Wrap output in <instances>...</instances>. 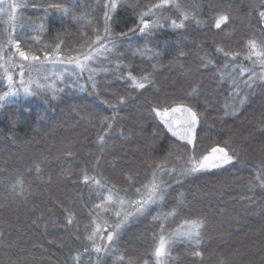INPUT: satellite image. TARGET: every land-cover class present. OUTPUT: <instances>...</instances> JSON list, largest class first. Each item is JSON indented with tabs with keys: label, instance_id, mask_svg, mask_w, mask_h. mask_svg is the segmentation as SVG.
I'll list each match as a JSON object with an SVG mask.
<instances>
[{
	"label": "trees",
	"instance_id": "trees-1",
	"mask_svg": "<svg viewBox=\"0 0 264 264\" xmlns=\"http://www.w3.org/2000/svg\"><path fill=\"white\" fill-rule=\"evenodd\" d=\"M125 1L115 13L112 28L116 33L138 23L134 5L160 3ZM253 2L258 5L260 0H172L164 15L178 22L188 15L185 29L165 27L153 34L137 31L120 38L117 50L123 57L118 71L151 74L154 87L135 89L130 81L101 74L97 77L101 81L100 98L90 90L64 85L55 93L19 96L2 105L0 264H73L74 256L90 249L88 236L99 215L95 206H103L108 189L114 186L110 193L131 196L136 187L149 183L154 165L177 167L182 162L187 151L184 142L173 137L158 117L153 118L150 105L172 104L191 91L190 85L199 86L202 94L198 107L206 117L204 130L197 129L196 154L227 140L239 160L226 170L174 184L162 204L151 206L120 230L109 253L101 254L100 264H157L154 249L161 230L165 227L175 232L185 220L198 216L207 219L206 243L196 249L202 253L203 264H264V189L257 187L254 167L264 160V81L234 96L230 81H218L214 70L196 71L200 58L222 62L217 48L240 52L234 63L242 66L250 40L264 47L260 43L264 40V21L250 6ZM50 3L64 4L82 19L61 16L49 8ZM104 3L31 0L27 14L38 26L43 24L42 35L32 40L37 54L44 56L48 49H54L58 35L65 41L61 45L65 51L68 44L79 51L75 42L82 32L92 37L94 26L102 30ZM194 14L202 21L200 25L191 20ZM220 14H228L230 19L217 29L215 18ZM156 52L160 55L155 56ZM181 52L186 55L180 56ZM248 76L244 73L241 79ZM113 94L132 99L107 129L99 118L112 115V110L101 100H114ZM243 97L247 99L237 114L225 117V107ZM153 132L159 136L153 137ZM149 144L157 149L169 144L175 147L165 161L164 152L154 151ZM85 176L89 177L87 182ZM89 208L96 215L90 216ZM173 209L176 214L165 219L163 214ZM69 213L72 224L67 223ZM157 215L160 218L154 221L152 217ZM192 247L185 242L174 243L168 264H200V257L189 255ZM85 256L81 264H91Z\"/></svg>",
	"mask_w": 264,
	"mask_h": 264
},
{
	"label": "snow or ice",
	"instance_id": "snow-or-ice-1",
	"mask_svg": "<svg viewBox=\"0 0 264 264\" xmlns=\"http://www.w3.org/2000/svg\"><path fill=\"white\" fill-rule=\"evenodd\" d=\"M172 0H160V3H154L151 5H134L137 10L138 23L134 27H129L127 31H121L116 33L113 31L112 24L115 22L114 17L118 8L122 5L123 0H107L102 5L104 9L103 26L102 30L100 27H93V36L89 37L87 33H81L80 37L76 40V45L79 49L78 55H72L73 52L77 51V47L68 44L67 51L61 47L65 44V41L58 35L55 42V56L52 55V50L44 53L48 60H57L61 64L74 65L77 71L69 73L74 79L69 84L64 79V74L61 73L59 80L64 83L65 87L72 88L79 86L81 90H90L93 95L100 98L101 81L97 79L101 74L105 78L109 74L114 76L116 79H124L130 81L135 89H147L149 86H155V81L152 79L151 74H141L139 76L134 75L131 70L125 75L124 72L118 71L122 66L123 53L118 52V44L120 38L128 37L129 33H136L139 31L141 34H153L157 30L170 27L173 30H181L186 28V21L189 19L188 15H184V19L179 22L176 19H170L164 15L163 10L170 5ZM27 5L13 3L10 5L13 14L20 7H26ZM259 15L260 19L264 21V0H260L257 5L253 2L250 5ZM49 8L55 12H59L61 16H69L72 19L80 20L81 17L73 15L69 8L61 3H50ZM230 19L228 14H220L215 18V27L219 29L222 24H225ZM191 20L196 24L200 25L201 20L197 19V15H192ZM43 27V24H41ZM115 37V39H114ZM22 37H10L8 43L15 46L16 53L24 60L38 61L39 56H29L25 51L21 50ZM68 39H71L69 35ZM261 45H264L262 40ZM27 46V42H25ZM256 41L250 40L248 44V53L243 56V59L251 60L253 67H242L238 63H234L237 58L241 56L240 52L226 51L223 48H217L216 52L223 58L222 62L217 61L215 58L204 59L200 58L199 64L196 67V71L214 70V74L218 77V81H230V88L234 96H239L241 91L245 88L254 89V86L258 81H264V47H261L259 51H256ZM3 51L0 46V52ZM139 51V50H137ZM155 56H159L160 53H154ZM180 56L186 55L181 52ZM253 55L257 59H253ZM176 59V58H174ZM259 65L260 71L255 70V66ZM24 65H21L23 68ZM66 71V70H65ZM245 72L250 75L247 79H241ZM23 71L21 76H23ZM7 79L9 82L13 80L12 75H8ZM84 80L83 84L79 81ZM40 87H47L41 85ZM191 87V91L186 93L183 97L178 98L172 102V104L157 103L156 105H150V112L154 114L153 118H159L162 123L179 141H183V147L187 149L186 153L183 154L182 162L177 167H171L167 163H159L154 165V171L151 173V179L149 183L143 185V187H136L135 193L139 197L136 200H125L117 196L115 204L119 205V209L114 211V215L117 217V221L111 225L104 222L103 228L97 226L93 229V232L88 236V240L92 243L91 251L97 254V264H100L101 254H108L110 251V245L114 244L116 239L119 237L120 230L133 218L144 215L151 206L160 205L170 194V190H174V184H180L183 180L189 177L213 174L216 171L226 170V166L233 165L234 161H238V153L235 148L231 147L227 140L218 142L215 146H212L206 153L196 154L197 146V129L204 130L206 123V117L199 110L198 104L200 102L201 91L199 86ZM61 89L54 87L55 91ZM24 92L30 95H37L38 92L25 87ZM11 93H5L8 95ZM114 100L102 99L101 103H104L108 108L112 110V115H104L99 118V123L105 125L107 129H111L113 124L116 123L117 118L120 114L121 107L126 106L127 102L132 99L131 96H120L113 94ZM4 97L0 96V100ZM247 98H241L237 103L231 106H226L224 109L225 117L234 116L237 114L236 110L242 106ZM167 104V106H165ZM208 103L205 101L204 108L207 110ZM180 113L181 118L177 120L175 114ZM153 137H158L159 134L156 132L152 133ZM103 142V137H101ZM220 143L223 146H220ZM149 147L154 151H163L165 161L168 156L171 155L175 145L169 144L165 148L157 149L154 144H149ZM103 150V147L101 148ZM264 151V149H262ZM243 163V161H239ZM256 180L259 182L257 187L264 189V160L259 164L255 165ZM39 171V169H37ZM89 179L85 176V182ZM99 184V181H95ZM110 192H114V186L108 189ZM86 207V206H85ZM101 205H96L95 209L99 210ZM127 207L129 211L122 210ZM88 214L96 215V212L89 208L87 209ZM176 209H173L169 213L163 214L166 219L169 215H175ZM160 215L153 216L154 221L158 220ZM97 219L99 217L97 216ZM68 224H72V215L69 213ZM182 229L177 230L175 233L165 237L163 234L159 236V242L154 249V256L157 259V264H166L165 257L171 255L170 251H167V246L180 242H185L191 248L189 255L200 257V264H203L202 253L198 249L202 244L206 243V225L207 219L203 216H198L193 219H187L184 221ZM109 229H111L109 231ZM107 231V236L103 235V232ZM97 241H107V244H99ZM89 249L85 248V252ZM73 264H81V254H77L73 258ZM123 260V257H119ZM147 264V262H145ZM224 264V262H222Z\"/></svg>",
	"mask_w": 264,
	"mask_h": 264
},
{
	"label": "rangeland",
	"instance_id": "rangeland-1",
	"mask_svg": "<svg viewBox=\"0 0 264 264\" xmlns=\"http://www.w3.org/2000/svg\"><path fill=\"white\" fill-rule=\"evenodd\" d=\"M30 2L31 0H0V46H2L3 48V51L0 52V96L4 97L2 100H0V108L7 101L13 98L19 96L30 97V96L38 95V94L37 95L26 94L24 92L25 87H28L33 91L38 92L39 94L42 92H54V87L60 89L61 87L64 86V83H62L59 80V76L61 73L64 74L65 81L71 84V81L74 79V77H71L69 73L73 71H77L74 65L61 64L57 60H48L45 57V55L41 56L37 54L36 49H34L35 44H33L32 40H37L39 36L42 35V33L40 30L41 28L40 25L38 26L36 20L32 19L27 14V9L29 7ZM106 2L107 0H105V3ZM125 2L126 1L123 0V3ZM13 3L23 4L27 6L18 8L15 14H13L10 8V5ZM10 37H22L23 39L21 40V45H20L21 50L25 51L29 56L32 55L39 56L40 59L38 61L24 60L22 57L18 55V53H16L15 46L8 43V39ZM25 42H27V46L25 45ZM256 45H257L256 51H259L261 47H263L258 44ZM50 50H52V55L55 56L54 49H50ZM247 53L245 55H247ZM78 54L79 51H76L72 55L75 56ZM253 59H257V57L253 55ZM242 62H243L242 67H253L251 60L243 59ZM21 65H24V67L21 68ZM255 70L257 72L260 71L258 64L255 66ZM22 71L24 73L23 76H21ZM8 75L13 76V80L11 82H9L7 79ZM79 83L83 84L84 80H80ZM41 85H45L47 87H40ZM74 87L77 88L78 91L79 90L82 91L79 88V86H74ZM5 93H11V94L5 95ZM175 118L179 120L181 118L180 113H176ZM117 196L125 200L139 199L136 193L130 196V195H122L119 193L115 194L109 192V194H107V197L103 201V206L100 207V209L98 210L99 219L97 221L96 227L99 226L103 228L105 221L109 225L117 221V217L113 214L115 210L119 209L118 204H115L114 206V202L116 201ZM129 210L130 209L125 207L122 210V214L124 211H129ZM183 227H186L184 223L181 224L177 230L182 229ZM110 230L111 229H109V231ZM175 232L174 230H169L168 228L164 227L161 230L159 236L163 234L167 238L169 237L170 234ZM107 234H108L107 231L103 232L104 236H107ZM158 242L159 239L157 240V244ZM97 243L105 244L107 243V241H105V243H103L102 241H97ZM172 246L173 244L167 246V251H170L171 255L169 257L164 258L166 260V264H168L170 262V259H172L173 257L172 254L173 249H171ZM91 248L89 249L88 252L83 251L81 257L83 255L84 256L87 255L88 258L85 256L86 261H89V263L91 264H97V254L95 252H92ZM154 258L157 263V259L155 256Z\"/></svg>",
	"mask_w": 264,
	"mask_h": 264
}]
</instances>
